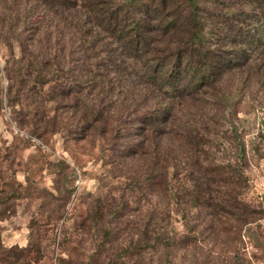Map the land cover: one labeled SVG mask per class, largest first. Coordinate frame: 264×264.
<instances>
[{
  "label": "trees",
  "instance_id": "16d2710c",
  "mask_svg": "<svg viewBox=\"0 0 264 264\" xmlns=\"http://www.w3.org/2000/svg\"><path fill=\"white\" fill-rule=\"evenodd\" d=\"M53 5L56 69L73 66L71 85L55 83L54 89L61 97L74 95L71 107L79 124L87 115L86 127L118 140L122 164L145 157L139 181L145 176L155 186L151 197L141 192L138 202L126 194L112 207L97 206L96 220L109 214L122 222L125 209L137 202V249H154L159 258L183 254L188 243L200 241L195 228L213 231L222 216L234 217L244 207L246 149L226 120L231 90L218 91L224 84L264 88V0H54ZM50 60L46 54L38 63L49 67ZM51 76L58 80L63 74ZM255 137L264 140L262 119ZM227 139L234 142V159L220 162L213 157L220 152L216 142ZM172 204L179 210L180 233L171 224ZM133 248L128 242L118 256ZM103 257L97 264H116L112 256Z\"/></svg>",
  "mask_w": 264,
  "mask_h": 264
},
{
  "label": "rangeland",
  "instance_id": "374dc122",
  "mask_svg": "<svg viewBox=\"0 0 264 264\" xmlns=\"http://www.w3.org/2000/svg\"><path fill=\"white\" fill-rule=\"evenodd\" d=\"M53 4L0 0V264H97L106 260L103 256H112L116 264H138L140 259V264H264V140L255 137L264 120V88L243 83L234 90L224 84L218 91L231 90L226 120L246 149L243 209L234 217L222 216L216 230L195 228L200 241L188 243L183 254L159 258L154 249L141 252L135 245L137 202L141 192L151 197L155 187L145 176L143 181L138 178L146 158L122 164L116 156L118 140L86 127L87 115L79 124L71 107L73 94L58 96L54 84L70 86L73 66L56 69ZM46 54L49 67L38 63ZM53 74L63 77L54 80ZM221 123L233 137L230 125ZM216 143L220 152L213 157L231 162L234 142ZM251 144L258 151H251ZM126 194L137 202L125 209L123 223L109 214L96 220L97 206L112 207ZM170 208L171 224L180 233L184 229L179 210L173 204ZM128 242L135 248L118 256Z\"/></svg>",
  "mask_w": 264,
  "mask_h": 264
}]
</instances>
